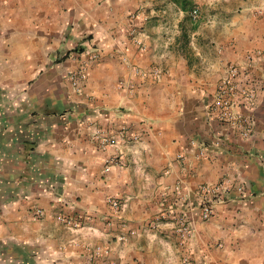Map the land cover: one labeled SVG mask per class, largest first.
I'll use <instances>...</instances> for the list:
<instances>
[{
    "label": "crops",
    "instance_id": "crops-1",
    "mask_svg": "<svg viewBox=\"0 0 264 264\" xmlns=\"http://www.w3.org/2000/svg\"><path fill=\"white\" fill-rule=\"evenodd\" d=\"M192 1L190 26L168 0H0V264H264V0ZM229 65L247 139L209 110Z\"/></svg>",
    "mask_w": 264,
    "mask_h": 264
},
{
    "label": "built area",
    "instance_id": "built-area-1",
    "mask_svg": "<svg viewBox=\"0 0 264 264\" xmlns=\"http://www.w3.org/2000/svg\"><path fill=\"white\" fill-rule=\"evenodd\" d=\"M193 16L196 15V11H193ZM138 32L132 30L130 32V38L132 43L138 50L144 51L145 46L143 38ZM78 77L83 78L84 74L80 73ZM254 93L250 89L247 83L243 82L240 69L235 65H229L226 68L225 75L219 80L214 99L210 105L211 116L218 122L228 125L239 134L240 138L247 139L251 136L253 131V123L249 116L241 114L237 108L239 102H242L246 107L254 105ZM120 137H124V133L121 131ZM98 142L103 148L115 146L118 139L106 134H98ZM137 136H133L131 141H137ZM116 160H110L109 163H116ZM230 182L227 179H222L214 184H202L198 187L197 192L201 199V217L207 220L212 215V202L228 192L230 188ZM180 187V186H179ZM178 187V190L180 188ZM114 213L119 211V203L115 200H108ZM42 213L40 210L36 211V215L40 216ZM60 220L68 227L78 229L80 222L73 221L68 218H60ZM90 221V219L88 220ZM175 232L182 240H187L192 235V230L189 223L185 218L179 216L174 218ZM152 230L157 229V224L150 226ZM110 264V263H105ZM183 264H190L186 259L183 260Z\"/></svg>",
    "mask_w": 264,
    "mask_h": 264
},
{
    "label": "trees",
    "instance_id": "trees-1",
    "mask_svg": "<svg viewBox=\"0 0 264 264\" xmlns=\"http://www.w3.org/2000/svg\"><path fill=\"white\" fill-rule=\"evenodd\" d=\"M170 3L175 5L184 15L183 23L187 25L193 24L194 16L192 15L195 10V5L192 0H168ZM193 30L190 27V31Z\"/></svg>",
    "mask_w": 264,
    "mask_h": 264
}]
</instances>
